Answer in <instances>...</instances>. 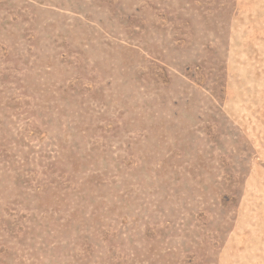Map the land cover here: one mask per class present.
<instances>
[{
	"label": "rangeland",
	"instance_id": "obj_1",
	"mask_svg": "<svg viewBox=\"0 0 264 264\" xmlns=\"http://www.w3.org/2000/svg\"><path fill=\"white\" fill-rule=\"evenodd\" d=\"M0 264H264V0H0Z\"/></svg>",
	"mask_w": 264,
	"mask_h": 264
}]
</instances>
